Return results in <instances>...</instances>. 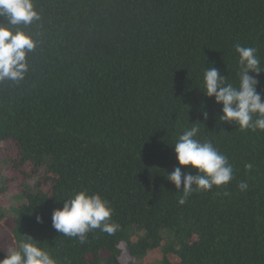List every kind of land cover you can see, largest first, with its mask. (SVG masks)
I'll list each match as a JSON object with an SVG mask.
<instances>
[{"label":"trees","instance_id":"16d2710c","mask_svg":"<svg viewBox=\"0 0 264 264\" xmlns=\"http://www.w3.org/2000/svg\"><path fill=\"white\" fill-rule=\"evenodd\" d=\"M32 2L28 71L0 82L9 171L34 181L11 211L15 247L30 236L56 264H123V250L157 251L162 264H264V130L220 121L222 105L203 93L209 66L238 85L236 44L256 48L264 71V0ZM255 78L264 99V73ZM196 122L233 179L180 205L167 174ZM82 189L109 201L114 234L95 229L81 244L52 227L53 210Z\"/></svg>","mask_w":264,"mask_h":264},{"label":"clouds","instance_id":"9594fccd","mask_svg":"<svg viewBox=\"0 0 264 264\" xmlns=\"http://www.w3.org/2000/svg\"><path fill=\"white\" fill-rule=\"evenodd\" d=\"M40 16L34 9L32 0H0V82H19L28 71L27 53L35 48V40L24 29ZM238 53V85L227 82V77L212 66L203 73L204 95L214 97L222 105L219 120L235 122L241 131L264 130V99L257 91L255 75L264 73L260 68L257 49L235 45ZM252 73L253 75H250ZM207 118V113H204ZM174 143V154L178 167L167 179L177 190L182 189L178 204L184 205L195 191H211L213 186H222L233 179V168L225 155L220 153L210 141L198 140L200 123H192ZM195 170L185 173L183 168ZM245 168L251 169V164ZM195 186V187H194ZM241 191L247 189L244 182L238 185ZM226 194V193H225ZM112 208L109 201L99 194H89L88 190L75 191L63 200L60 208L53 210L52 227L67 237L86 242L87 233L99 229L109 235L114 234L119 225L111 221ZM37 216V221H40ZM28 236L18 247L10 248L0 264H56L55 259L45 249Z\"/></svg>","mask_w":264,"mask_h":264},{"label":"rangeland","instance_id":"374dc122","mask_svg":"<svg viewBox=\"0 0 264 264\" xmlns=\"http://www.w3.org/2000/svg\"><path fill=\"white\" fill-rule=\"evenodd\" d=\"M6 146L5 143H0V217H2L0 219V248L8 253L10 248H16L11 239L9 226L12 208L18 205L23 185L32 186L34 181L21 183L19 175L9 171L10 165L7 159H9L10 155L6 150ZM45 189L43 188V190ZM121 256H123L121 259L123 264H162V257H160L157 251L150 252L145 257L135 259L123 250Z\"/></svg>","mask_w":264,"mask_h":264}]
</instances>
